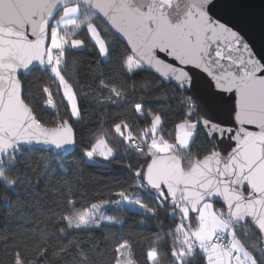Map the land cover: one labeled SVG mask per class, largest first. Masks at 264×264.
<instances>
[{
	"label": "snow or ice",
	"instance_id": "1",
	"mask_svg": "<svg viewBox=\"0 0 264 264\" xmlns=\"http://www.w3.org/2000/svg\"><path fill=\"white\" fill-rule=\"evenodd\" d=\"M235 8L0 0V207L23 222L0 264H264V25L257 49L224 18ZM81 164L117 166L95 202L74 187ZM57 167L36 194L31 177ZM109 211L154 227L126 232Z\"/></svg>",
	"mask_w": 264,
	"mask_h": 264
},
{
	"label": "trees",
	"instance_id": "2",
	"mask_svg": "<svg viewBox=\"0 0 264 264\" xmlns=\"http://www.w3.org/2000/svg\"><path fill=\"white\" fill-rule=\"evenodd\" d=\"M78 61H80V65L77 68V71L81 74L82 79L84 82H89L88 77H89V63L94 61L95 57L90 54L89 52L86 51H81L77 54L75 57ZM35 75L29 76V80L35 79ZM165 87H168L165 85ZM58 99V98H57ZM164 103V102H161ZM174 103V102H171ZM88 112L85 113V121L87 122V126L85 127H80L79 130V136H78V141L83 143L84 139L89 131L92 130V126L95 123L96 120V112L95 108L96 106L94 104H90ZM114 106H109V111L113 110ZM170 130V129H169ZM203 139V137L201 138ZM199 142V141H198ZM75 155H67V160L69 163H67L65 166L69 169V172L72 173L74 171V164L72 163L73 161H77L80 156V149L76 148L74 151ZM33 159H37L40 156H48L50 155L47 152H34L33 154ZM82 171L84 172V179L81 180L79 183H77L74 187L78 190L77 195L80 193L85 194L89 199H91L93 202H95V196L100 192L103 191L105 185L110 184L118 175L117 166L114 164L113 169L114 171L109 172L105 170L104 168L101 167H95V166H89V167H84L83 164L80 165ZM66 178L63 176V174L59 171L58 167L56 170L55 174V179H49V180H44L43 177L39 175H33L31 179L34 181L33 184V191L38 194L39 196H43L44 194V189L46 185L54 186L56 180ZM38 181V183H36ZM24 195L23 190H22V196ZM105 199L107 200L108 197L106 196ZM34 203V201H33ZM47 198H45V206L41 207L39 209L40 212H44L47 209ZM33 212L36 211L35 208L32 209ZM109 214H114L121 216L124 219V225L123 229L124 231H129L132 230L136 233L140 234H148L151 231L152 226H140L138 224V221L142 219L141 216L139 215H134L131 213H113L109 211ZM23 223L22 221H18L15 218H12L9 213L7 212L6 208L0 207V257H3L5 255L6 250H10L11 247V241H5L3 237L7 235L9 231L15 230L19 224ZM26 227H31L30 224H26ZM112 231H117V229H112Z\"/></svg>",
	"mask_w": 264,
	"mask_h": 264
},
{
	"label": "water",
	"instance_id": "3",
	"mask_svg": "<svg viewBox=\"0 0 264 264\" xmlns=\"http://www.w3.org/2000/svg\"><path fill=\"white\" fill-rule=\"evenodd\" d=\"M224 2V0H221ZM236 5L235 11L224 18L237 23V26L245 33L246 37L256 45H261V29L264 25V0H228ZM76 149L70 150L74 152Z\"/></svg>",
	"mask_w": 264,
	"mask_h": 264
}]
</instances>
